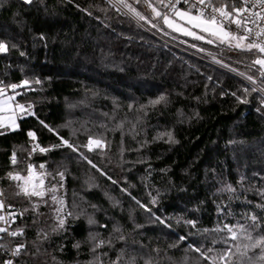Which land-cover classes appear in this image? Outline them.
Instances as JSON below:
<instances>
[{
	"label": "trees",
	"instance_id": "16d2710c",
	"mask_svg": "<svg viewBox=\"0 0 264 264\" xmlns=\"http://www.w3.org/2000/svg\"><path fill=\"white\" fill-rule=\"evenodd\" d=\"M128 1L147 17H155L148 3L167 11L159 0ZM0 42L9 47L0 53V86L29 81L6 91L34 113H20L25 117L17 131L0 129V216L4 208L15 211L12 230L24 232L0 233L6 246L0 264H92L90 233L100 230L108 238L114 226L126 237L118 246L146 252L151 264H208L194 249L223 252L227 234L215 229L250 223L247 214L264 225V207L258 206L264 205V98L248 84L164 45L106 0H0ZM201 44L239 68L255 57ZM160 95L166 101L150 106ZM165 132L176 142L155 139ZM90 136L103 139L105 149L83 147ZM61 137L79 152L61 146ZM29 164L51 174L44 176V188L56 185L57 197L73 213L64 229L52 231L59 205L51 193L16 194L23 182L7 174L27 175ZM57 172H64L62 181ZM227 185L235 192L225 191ZM77 195L96 213V224L73 218ZM258 231L264 234V226ZM17 243L26 248L14 257Z\"/></svg>",
	"mask_w": 264,
	"mask_h": 264
},
{
	"label": "snow or ice",
	"instance_id": "6c2138e0",
	"mask_svg": "<svg viewBox=\"0 0 264 264\" xmlns=\"http://www.w3.org/2000/svg\"><path fill=\"white\" fill-rule=\"evenodd\" d=\"M26 4H31L33 0H23ZM180 0H176L175 3L171 0H159V3L163 8L170 9L175 17H178L183 24L177 23L174 19L170 18L169 14L157 10L155 6L151 3H148V7L151 8L152 12L155 13V18H158L163 21L164 25L169 28H172L174 31L181 32L186 36H191L197 40H205L206 43L213 44L218 43L225 45L229 50H237L240 52H249L253 53L256 56V59L252 61L253 65L259 66V71L261 77H264V0H184L185 3H189L190 7L187 10H180L176 7V4ZM123 3V0H121ZM239 3L240 6H237ZM124 7L129 8L130 11L134 12L141 20H146L148 23H152L150 19L141 15L135 8L131 5L124 3ZM188 25L190 27H185ZM235 26L233 29L232 26ZM153 27H156V24H152ZM191 29H197L199 33H205L207 35H200L197 31H192ZM208 37H212L209 39ZM14 47V46H13ZM203 50V49H201ZM9 47L6 43L0 42V53H7ZM24 55V53H21ZM220 63V61H217ZM244 75V73H240ZM253 84L256 83V80L253 76L248 75L246 77ZM39 83V81H37ZM2 84V82H0ZM29 81L25 80L22 84H11L0 86V97L5 96L6 89H11L15 91L17 88L22 86H27ZM245 93L249 92L248 88H244ZM251 91H257L256 88H252ZM232 95H236L232 93ZM14 96H8L5 100H0V111L8 105L9 101H14ZM166 96L160 95L154 100L149 101L150 106H156L166 101ZM236 99L240 103H246V99L240 96H237ZM264 103V101H262ZM31 105L24 104H15L13 112L15 109H19L21 113L27 112L28 114H34L30 111ZM131 107V106H130ZM143 109V106H142ZM12 123L8 125L11 130H16L18 125L15 123V120L12 119ZM2 123V121H0ZM43 123V122H41ZM47 127V125H45ZM118 127H123V124ZM53 131L52 129H49ZM135 130V125H133V131ZM3 132H0V135H3ZM28 136L35 138L33 132H28ZM167 137V142H176L172 136L171 132L160 133L155 139H163ZM62 144L61 146H67L73 152H79V148L70 144L67 140H64L61 137ZM147 141H145V144ZM95 148L103 149L106 147V144L101 138L89 137L87 144L83 147L87 148L89 151H93ZM142 147L144 145H141ZM38 145L33 147V151L36 150ZM48 148L40 147L39 151L45 153L49 151ZM82 159H87L83 153H80ZM11 163L15 165L17 163L16 153L13 152L11 155ZM88 163L92 165L93 168L97 166L92 163L91 160H88ZM40 169H44L45 165L40 164ZM99 171V169H97ZM103 174V173H102ZM51 175L46 173H37L35 166L29 164L27 166V175H21L20 173L9 172L7 174L8 179L12 181H22L23 183H18L16 187L19 191L17 195H24L26 197H44L46 192L51 193L50 199L55 204L59 205L54 209L56 212V224L53 226L52 231H58L65 228L68 217H72L73 213L67 210V205L62 197H57L56 192L58 188L56 185L45 189L44 188V176ZM61 181L64 179V172H57ZM55 178V177H53ZM115 183V181H113ZM60 187H63L61 184ZM228 192H235V189L231 185H227L224 189ZM3 195V192L0 191V196ZM135 199V198H133ZM47 203V201H45ZM137 204H140L139 201H136ZM152 203H156V198H152ZM264 207V205H258ZM4 207L3 201L0 200V209ZM11 207V206H9ZM95 208V205L91 206ZM140 207H145L140 204ZM23 215V213H21ZM80 215H87L85 210H81L75 217L78 219ZM12 220L15 219V215L12 214ZM159 223H165L164 220L159 217L156 218ZM245 219L250 221V223H237L235 225L225 224L222 228H217L215 231L225 232L227 235L224 239L226 245L223 252L213 254V249L208 248L202 251L200 248H195L194 251L200 253L201 258L208 262V264H264V234H261L258 229L262 226L260 218L255 214H247ZM0 221H5L8 223L4 216H0ZM180 221H177L179 223ZM88 223L90 225L96 224L97 221L91 216L88 215ZM185 224L195 227V221L186 220ZM101 227H107V225H101ZM139 227V225H137ZM207 231V230H205ZM0 233H6L11 237H18L24 234L23 229L9 230V228L0 227ZM255 233V235H254ZM47 233H43V238H47ZM3 237H0L2 240ZM180 240H184L185 237H179ZM89 240L92 242L91 251L95 254L98 253V250L105 247L112 248L114 246V240L116 241H125L126 237L124 236L121 228L119 226H114L112 234L107 238L103 239L99 237V234L89 235ZM6 246L0 243V248H5ZM74 247L79 248V243L74 245ZM26 248V245L23 243H17L14 248L11 249L12 256H19L21 252ZM102 256H107V252L99 253L95 256L94 264H104L101 259ZM4 264H13L12 260H7ZM108 264H136L135 257H130L129 259H124V253L121 252L116 256L114 260H109ZM144 264H151L150 260H146Z\"/></svg>",
	"mask_w": 264,
	"mask_h": 264
},
{
	"label": "rangeland",
	"instance_id": "374dc122",
	"mask_svg": "<svg viewBox=\"0 0 264 264\" xmlns=\"http://www.w3.org/2000/svg\"><path fill=\"white\" fill-rule=\"evenodd\" d=\"M125 1L127 4L131 5L133 8H135L128 0H123ZM136 9V8H135ZM180 10H186V9H180ZM136 11H138L136 9ZM139 12V11H138ZM141 15L147 17L145 14L139 12ZM148 19H150L152 21V23H148L152 26V24H156L157 26L156 27H153L152 26V32L153 33H149L150 36L154 37L156 40L160 41L161 43H163L164 45H173L174 46V50L176 51H179L183 54H186L188 56H191L189 53H186V52H190V53H193L197 56H201L202 58H207L209 56H212L214 57L215 59L219 58L221 60V62H223L225 65H228L232 68H235L237 70H240L242 73H244L245 75H251L254 77V79H258L260 75H258L256 72L250 70L249 66L247 65H244V68H239V67H236L234 65H231L227 62L224 61L223 59V56H221V53H217V52H214V51H211L210 49H208L207 47L203 46L201 43L199 42H195V41H192V40H187V39H183L181 38L180 36H177L173 33H171L167 28L166 29H163L161 28V25L158 24L157 20L155 17L151 18V17H147ZM173 18L179 22V23H182L183 24V21H181L178 17H175L174 14H173ZM187 27H190L188 25H185ZM194 31H197L199 33V31L197 29H192ZM148 33V32H147ZM152 34H157L158 36H155V35H152ZM202 35H207L205 33H200ZM209 39H211L212 37H208ZM169 42V43H168ZM214 45L213 46H216L218 43H213ZM171 48V47H170ZM203 49V50H201ZM230 52V51H229ZM234 52V51H233ZM244 53H249V52H244ZM253 54V53H251ZM254 55V54H253ZM255 56V55H254ZM193 57V56H191ZM195 58V57H193ZM256 58V56L253 58V60ZM196 59V58H195ZM198 60V59H197ZM252 60V61H253ZM200 61V60H199ZM202 62V61H201ZM252 63V62H251ZM250 63V64H251ZM206 64V63H205ZM249 64V65H250ZM245 66H247L245 68ZM215 68V67H213ZM216 69V68H215ZM223 72V71H222ZM225 73V72H224ZM230 75V74H229ZM232 76V75H231ZM234 77V76H233ZM236 78V77H235ZM238 79V78H237ZM252 83V82H251ZM258 83V82H257ZM259 83H263L264 82H259ZM247 84V83H246ZM253 84V83H252ZM251 88H254L252 87V85L248 84ZM255 85V84H253ZM259 93V91H257ZM261 96L262 94L259 93ZM8 96H14L15 99L14 101H9L8 102V105L4 107V109L2 111H0V121H2V123H0V129H8L10 131H17L19 129V121L20 119L24 118L25 115H21V111L19 109H15V111L13 112V108H14V105L16 104V99H17V95L16 94H10V93H7L6 91V94L5 96H2L0 97V100H5L7 99ZM263 97V96H262ZM264 98V97H263ZM10 117L12 119L15 120V123L18 125V128H16V130H11V128L8 127V125H10L12 123V120L10 119ZM95 147V146H94ZM98 149V148H97ZM105 149V148H103ZM103 149H99V150H103ZM3 194H4V191H2ZM2 199L4 200V195H2ZM4 203V202H3ZM74 206L78 208V213H80V211L83 209L86 211L87 215H82V216H85L86 218H88V215H91L93 218H95V215L96 213H94V211H90L89 209V206H88V203L83 199L81 200V197L79 195H77L76 199L74 200ZM6 227V226H5ZM98 233L99 234V237L100 238H103V239H107V238H104V236L102 235L103 232H100V230H97L95 231L93 234H96ZM118 242L119 241H116L114 242V249H109L107 247L106 251L105 249L103 248V250L100 252H107V256H102L101 259L103 260L104 264H108V261L109 260H114L116 258V256L118 254H120L121 252L124 253V259L127 260L129 259L130 257H135L136 259V264H138L139 262H142V264H144V262L146 260H148V255L146 252H143L142 250H139V249H135V248H127L125 246H118ZM92 244V242H91ZM113 250H114V253H113ZM99 251L98 250V253H95L94 254V259H93V262L92 264H94V260H95V256L97 254H99Z\"/></svg>",
	"mask_w": 264,
	"mask_h": 264
},
{
	"label": "built area",
	"instance_id": "2783aa9c",
	"mask_svg": "<svg viewBox=\"0 0 264 264\" xmlns=\"http://www.w3.org/2000/svg\"><path fill=\"white\" fill-rule=\"evenodd\" d=\"M106 1L109 4H111L113 7H115L117 10H119L121 13H123L126 17L131 19L141 29H143L144 31H146V32H148L150 34L153 33L152 32V26L150 24H148V22L146 20H141L138 16L135 15L134 12L130 11L129 8L124 7V3H126L125 1H123V3H121V0H106ZM171 2L175 3L176 0H171ZM176 7L178 9H186L187 10L190 7V4L189 3H185L184 0H180V2L176 4ZM166 13H168L169 16L172 14L170 9H167ZM232 27H233V29H235L234 25ZM152 35L158 36L157 34H152ZM167 46H169L171 48H174L173 45H167ZM186 53H189L191 56L195 57L196 59H198V60H200V61H202L204 63H206L207 65H209L211 67H215L218 70H221V71H223V72H225L227 74H230V75L238 78L242 82H245L247 84L252 85V87L256 88L257 91H259V93H261L262 96L264 97V84L263 83H259V82H264V77H261L260 71L258 70L259 69L258 65H253L252 63L250 65H248L250 70H252V71L256 72L258 75H260L257 80L255 79L256 83H255V85H253L251 83V81H249L246 78L248 75H245V74L241 75L240 73H242V72L240 70H237V69L232 68V67H230L228 65H225L223 62H221V60L219 58L215 59L212 56H209L207 58H202L201 56H197V55H195L193 53H190V52H186ZM217 61H220V63H218ZM3 210H4V217L8 221V223H6V228H9V230L11 231L12 230V223L14 221V220H12L11 216H12V214L17 216V213L15 211L9 212L6 208H4ZM9 237H11V236H9ZM12 261H13V264H16L14 259Z\"/></svg>",
	"mask_w": 264,
	"mask_h": 264
},
{
	"label": "water",
	"instance_id": "95a60500",
	"mask_svg": "<svg viewBox=\"0 0 264 264\" xmlns=\"http://www.w3.org/2000/svg\"><path fill=\"white\" fill-rule=\"evenodd\" d=\"M170 18H172V19H174L172 16H170ZM174 21L175 22H177L175 19H174ZM177 23H179V22H177ZM180 24H182V23H180ZM171 33H173V34H175V35H177V36H180L181 38H183V39H187V40H192V41H195V42H199V43H203V44H209V43H206L205 42V40H197V39H194L193 37H191V36H186V35H184L183 33H181V32H177V31H174L172 28H169V27H167L166 25H164ZM185 27H187V26H185ZM192 30V29H191ZM192 31H194V30H192ZM198 34H200V33H198ZM200 35H202V34H200ZM209 45H214V44H209ZM5 54V53H4Z\"/></svg>",
	"mask_w": 264,
	"mask_h": 264
}]
</instances>
